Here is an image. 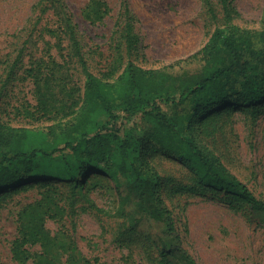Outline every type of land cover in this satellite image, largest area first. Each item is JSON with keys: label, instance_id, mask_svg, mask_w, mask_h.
<instances>
[{"label": "rangeland", "instance_id": "1", "mask_svg": "<svg viewBox=\"0 0 264 264\" xmlns=\"http://www.w3.org/2000/svg\"><path fill=\"white\" fill-rule=\"evenodd\" d=\"M227 25L262 31L264 0H0V122L30 129L28 146H37L48 128L60 134L83 100L79 50L105 81L116 80L131 61L146 70L194 72L204 62L199 52ZM214 111L220 115L210 130L194 131L198 145L264 201V100ZM118 114L116 127L139 136L147 131L140 114ZM150 163L177 242L198 264H264L262 210L204 186L175 158L157 153ZM77 178L75 185L40 177L3 193L0 264H32L41 251L21 241L26 209L56 238L58 264L66 258L64 244L73 241L87 264H163L149 233H160L158 223L146 219L145 231L132 229L117 213L112 178L93 170Z\"/></svg>", "mask_w": 264, "mask_h": 264}, {"label": "trees", "instance_id": "2", "mask_svg": "<svg viewBox=\"0 0 264 264\" xmlns=\"http://www.w3.org/2000/svg\"><path fill=\"white\" fill-rule=\"evenodd\" d=\"M68 31L78 50L73 28L69 26ZM78 54L86 77L84 97L73 118L59 126L60 134L50 127L43 141L29 148L30 129L0 122V200L4 192L24 181L51 177L72 179L77 185L83 170H93L116 183L117 213L128 218L132 229L145 231L146 219L162 228L159 234L149 233L163 264L198 263L174 235L159 194L163 185L150 163L155 154L179 160L204 186L232 194L264 212V201L219 159L204 152L194 134L195 129L210 130L220 115L214 111L220 104L235 107L264 100V29L217 28L199 52L204 62L194 72L146 70L131 61L116 80L105 81L91 71L80 50ZM119 112L140 114L148 125L143 136L133 128L116 127ZM194 124L200 126L194 128ZM145 145V151H140ZM20 235L21 241L41 247L32 264H58L56 238L34 210L24 211ZM63 249L66 258L60 264H87L74 241Z\"/></svg>", "mask_w": 264, "mask_h": 264}]
</instances>
